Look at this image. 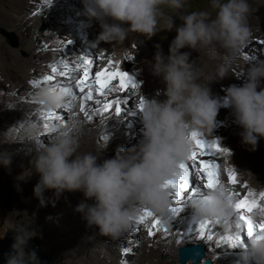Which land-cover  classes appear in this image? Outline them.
<instances>
[{"label":"clouds","instance_id":"obj_1","mask_svg":"<svg viewBox=\"0 0 264 264\" xmlns=\"http://www.w3.org/2000/svg\"><path fill=\"white\" fill-rule=\"evenodd\" d=\"M185 3L186 0H82L81 15L86 17L82 26L89 27L96 20L101 27L92 41L94 48L101 42L122 44L130 32L151 38L166 29L174 30L176 35L167 53L156 45L153 54L150 72L160 78L163 89L152 98L145 97L138 89L145 100L140 111L142 138L136 144L120 147L113 156L103 158L110 139L106 134L102 151H81L88 129L79 119L50 124L49 140L43 146L37 145L42 129L34 126V122L21 127L20 138L5 140V143L23 140L30 145L29 167L18 179L38 175L33 193L41 207L48 203L55 206V200L44 195L48 190H52L57 199L65 191L79 190L86 201L92 203L81 202L76 211L89 227L96 226L102 235L113 240L133 226L144 208L159 216L166 226H171V199L164 184L175 177L179 165L190 156L194 130L204 137L212 136L220 108L230 106L242 128V143L249 145L252 151L257 150L259 140L264 138V59H256L247 68L242 84L227 86L223 99L211 89V83L228 74L232 61L254 38L249 23L252 5L249 0H211L214 17L208 11H192L181 14L182 23L177 25L165 8L178 12ZM221 50L223 63L214 75H206L203 67L192 59V51L217 59ZM126 53L124 48L112 50L115 58ZM34 99L49 110L61 108L66 102L65 94L50 85L38 87ZM72 108L79 110L78 103L73 102ZM228 150L231 154V149ZM10 164L11 155L0 151V165L7 168ZM227 187L226 184L217 186L190 199L188 203L194 215L199 219L221 221L231 218L235 212V197L228 195ZM258 215L254 211L253 219ZM13 230L14 242L11 251L5 254V264H41L34 250H26L35 233L29 234L27 229ZM245 247L243 264H264V234L258 232L250 237Z\"/></svg>","mask_w":264,"mask_h":264},{"label":"bare ground","instance_id":"obj_2","mask_svg":"<svg viewBox=\"0 0 264 264\" xmlns=\"http://www.w3.org/2000/svg\"><path fill=\"white\" fill-rule=\"evenodd\" d=\"M263 1L255 0L252 4L263 8ZM71 7H74L76 12L71 13ZM82 8V0H52V3L48 5L44 4V0H0V29L14 31L20 38L19 46L13 47L0 33V133L3 143L2 151L11 155L10 166L6 168L0 165V168L16 179L29 167L32 149L23 140L11 143H5V140L12 137L20 138L21 126L35 122L32 117L39 107L34 99L37 88H33L29 81L49 73L48 65L61 59V53H64L69 59H75L78 56L99 59L103 56L120 60L122 69L134 74L137 80L143 82L140 90L147 98L156 96L157 92L164 87L160 78L153 77L150 72L154 52L148 53L145 50L144 43L149 42L148 37L143 40L140 38L134 40L136 32H130L122 44L101 42L98 47L94 48L92 41L101 31V27L96 20H93L89 27H83L82 21L86 17L81 15ZM33 13L38 14L33 15ZM211 14L214 17L215 11ZM76 16L79 18L77 19ZM249 23L253 29L254 38L243 50H246L255 59L245 60L240 55L232 61L228 74L223 79L211 83L212 92L221 99L225 96L224 89L227 86L233 83L237 85L243 83L247 68L256 59H264V45L260 43L264 41V15L254 9L249 17ZM41 24H45L43 30L39 29ZM78 28L81 29L80 32H84L76 33ZM130 37L132 43L128 48L127 42ZM68 40H71L72 43L67 44ZM45 44L49 45V48H45ZM58 47L60 50L56 51L55 49ZM152 47L153 45L150 43V48ZM113 48L127 49V53H131L133 57L131 61L137 65L127 69L124 65V57L127 53L115 58L112 55ZM193 52L194 60L203 67L206 75H214L219 65L223 63V50L218 53L217 59H209L204 52ZM105 63L106 60H100L101 67ZM43 86L45 85L41 87ZM262 86H264V81H262ZM140 97L136 90L135 98L130 104L123 106L124 110L119 115L109 114L106 118L94 117L92 122H85L83 116L80 115L78 119L84 121L88 129V135L81 142V151H102L105 143L102 138L106 134H109L110 139L104 149L103 158L113 156L120 147L136 144L142 138L141 129L143 127L140 121V110L134 107L139 103ZM160 98L163 99L162 96ZM77 103L79 105V101ZM75 111L79 112V110ZM101 120H104V123H101ZM19 123L20 125H18ZM11 127L13 128L7 131ZM241 131L242 128L236 122L234 110L230 106H222L218 112L212 136H205V139H215L221 147L231 149V154L230 151L227 156L221 154L218 159V163L221 165V179L227 186L228 176L225 166L230 165L236 169L241 184L247 183L251 189L259 192L264 189V173L260 174L257 171L256 163L245 151L239 149V145H236V143H242ZM128 135L131 136V139L128 138ZM132 139L135 142H132ZM38 179L37 174H32L23 180H18L24 183L28 182L34 190ZM237 190L245 191L242 187H238ZM44 195L55 200V206L48 203L47 206L41 207L38 200L30 207L33 215L42 222L46 218V220L53 218L62 221L57 224L48 223L45 232L53 243V248L57 249V257L61 259L62 264H121V260L124 258L127 259L128 264H180L178 261L179 247L199 242L205 244V258H211L212 264H243L242 254L246 250L245 246L249 238L245 236L243 242L236 247L228 245L216 247L214 242L198 239L195 229L199 218L194 215L188 202L185 203L184 209L179 215L170 218L171 226L168 227L172 234L168 237L165 238L159 234L149 237L147 230L141 228L135 233L127 231L119 239L113 240L111 237L102 235L96 226L89 227L82 218V214L76 211L77 205L86 201L82 191H65L58 199L53 196L52 190L46 191ZM86 202L92 203V201ZM58 205H62L61 210L55 209ZM256 219L259 220V216ZM9 221L12 222L13 218H9ZM189 228L193 229L191 233L188 232ZM175 231L187 233V238L180 245L175 243ZM96 240L98 242L91 244L89 252L74 262V259L79 255V250ZM130 243L133 249L132 253L125 257L122 255V248L127 247ZM185 264L192 263L188 261ZM198 264L205 263L202 260Z\"/></svg>","mask_w":264,"mask_h":264},{"label":"snow or ice","instance_id":"obj_3","mask_svg":"<svg viewBox=\"0 0 264 264\" xmlns=\"http://www.w3.org/2000/svg\"><path fill=\"white\" fill-rule=\"evenodd\" d=\"M52 0H44V4H51ZM38 13H33V15ZM60 43V42H58ZM71 44L72 41H66ZM264 45V41L260 42ZM63 46L62 43L60 45ZM45 48L49 45L45 44ZM59 51L60 48H56ZM245 60L255 59L246 50H242ZM61 59L48 65L49 73L43 74L37 79L29 81L33 88L42 85H50L65 94V105L56 110L45 109L39 105L32 120L34 126L43 129L37 138V145L43 146L49 140L47 129L50 124L77 120L80 115L85 122H92L94 117H107L109 114L119 115L135 98L136 90L141 88V81L134 74L122 69L121 61L112 57H99L97 59L87 56H78L75 59L67 58L61 53ZM125 60L133 59L131 53H127ZM100 60H106L103 67ZM95 65V67H94ZM123 93V95H120ZM145 97L141 96L139 103L134 107L140 111L143 109ZM79 101V112L72 108L73 102ZM135 114V113H133ZM104 123V120H101ZM23 126V125H22ZM21 126V127H22ZM103 140L106 136H103ZM193 149L188 159L179 165V169L173 179L165 182L164 187L169 191L171 203L169 212L172 217L179 215L187 203L194 196H202L206 191L224 185L221 179V165L218 159L223 154L229 155L227 148L221 147L215 139L206 140L202 133H191ZM228 176V195L235 197V212L231 218L224 220L199 219L195 229L196 237L207 242H214L216 247L228 245L236 247L241 244L244 237H252L256 233L264 234V191L257 192L251 189L247 183L241 184L238 180L236 169L230 165L225 166ZM242 187L245 191H238ZM258 212L259 220L253 219L252 213ZM138 226V227H137ZM141 228L147 230L149 237L162 235L165 238L170 234L169 227L162 219L144 208L137 216L133 226L128 230L138 232ZM193 229L189 228L191 233ZM175 243L180 245L187 233L175 231ZM131 243L122 248V255L132 253ZM121 264H128L126 258Z\"/></svg>","mask_w":264,"mask_h":264},{"label":"rangeland","instance_id":"obj_4","mask_svg":"<svg viewBox=\"0 0 264 264\" xmlns=\"http://www.w3.org/2000/svg\"><path fill=\"white\" fill-rule=\"evenodd\" d=\"M249 2L252 5L253 10L256 9L259 11L261 15H264L263 12L264 7L262 8L260 6H257L256 4H255L256 6L253 5L254 4L253 2H255V0H249ZM70 9L72 11L71 13L76 12L75 11L76 9L74 7H71ZM201 10L208 11L210 13L214 12L215 10L211 6V0H186L185 7L180 9L178 12L172 9L165 8V12L167 14L174 16L177 25L182 23V21L179 19V16L181 14H187L192 11H201ZM76 18L78 19L79 16H76ZM161 23H163V21H161ZM44 28H45V24H41L39 26V29L41 30H43ZM78 29L76 33L81 34L84 32L83 30H82L83 32H80L81 29L80 28ZM0 33L3 36H5V40L7 41L8 44L12 45L13 47L19 46L20 38L16 32L14 31L10 32L4 29H0ZM175 35L176 33L174 30L169 32L166 29H162L158 31L156 35L152 36L151 38H148L149 42L144 43L145 50L148 53L155 52L156 45H160L163 47L164 52L167 53L170 41L174 38ZM146 37L147 36L143 34L136 33L134 40L136 38H140L143 40ZM131 43L132 40L130 37V39L127 42L128 48L131 47ZM150 43H152L153 45L152 48H150ZM185 50H189V49H185ZM193 53L194 52L192 51V59L195 58V55ZM124 65L127 69H129L132 68L133 66H136L137 64L134 61L129 62L127 60H124ZM128 138L131 139V136L128 135ZM132 142L135 141L133 140ZM236 145L237 146L239 145L240 146L239 149H242L248 154L251 160L254 161V163H256L257 171L260 174H263L264 173V138H261L259 140L257 150L255 151H252L249 145L243 143L240 144L236 143ZM2 149H3V143H2V136L0 133V151H2ZM7 193H11L10 201H9L10 207L7 206V200L6 198L3 197V194H7ZM36 201H38V199L34 196L33 189L31 188V185L28 184V182L24 183L22 181H19L11 174L5 172L4 170H1L0 168V236H3L5 234L8 226L18 225L23 229H27L29 231V234L35 233V235L33 236H38L40 238V240L42 241V247L46 250L47 253H51L53 255L55 264H62L61 259L57 257V252H58L57 249L53 248V243L51 242L49 237L45 234V232L47 231L48 223L51 222L57 224V223H61L62 221L53 218L52 219L48 218V220H46L47 219L46 218L44 222L40 221L37 217L33 215L31 210L32 208L30 207V205ZM55 209L61 210L62 205H58ZM9 218H13V221L10 222ZM62 239L65 240V238ZM95 242L98 241L97 240L92 241L89 243V245L79 250V255L74 259V262L78 260V258L85 256L89 252L91 248V244Z\"/></svg>","mask_w":264,"mask_h":264},{"label":"water","instance_id":"obj_5","mask_svg":"<svg viewBox=\"0 0 264 264\" xmlns=\"http://www.w3.org/2000/svg\"><path fill=\"white\" fill-rule=\"evenodd\" d=\"M11 193L3 194V197L7 200V206L10 207ZM13 228L23 229L18 225L8 226L5 234L0 236V264H5V254L11 251V245L14 242L15 232ZM26 250H34L41 264H55V260L51 253H47L42 247V241L38 236H32L28 241ZM206 247L202 242L188 243L179 247L178 249V261L180 264H185L190 261L192 264H198L202 260L205 264H212L210 258H205Z\"/></svg>","mask_w":264,"mask_h":264}]
</instances>
